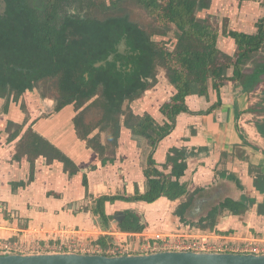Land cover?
Here are the masks:
<instances>
[{
  "label": "crops",
  "instance_id": "obj_1",
  "mask_svg": "<svg viewBox=\"0 0 264 264\" xmlns=\"http://www.w3.org/2000/svg\"><path fill=\"white\" fill-rule=\"evenodd\" d=\"M204 14L216 21L219 31L225 24L228 30L253 34L256 22L264 18V0H211ZM216 46L224 56L236 50L234 40L221 33ZM257 56H264V47ZM169 86L172 96L175 90ZM153 88L129 106L135 114L149 113L163 124L159 112L163 103L156 109L151 106L157 96ZM254 95L264 97V83L248 92L227 81L220 87V105L211 110L216 101L211 87L207 97L186 96L188 112L176 116L173 130L156 145L152 157L161 169L170 148L185 149L186 169L180 181L190 192L199 189L194 204L179 217L173 213L178 199L107 201L104 209L112 217L108 224L118 226L111 222L117 212L130 210L141 216V232L147 235L186 225L197 232L195 224L179 225L178 219L203 220L219 207L213 215L215 226L264 239V137L256 128L263 117L250 109L258 101ZM55 107L54 97L37 89L7 103L0 97V238H23V228L37 225L72 228L79 222V229L92 230L99 224L91 210L98 197H129L136 188L140 193L145 190L143 170L150 152L146 139L122 125L113 152L105 154L108 159L102 162L78 136L73 123L78 111L73 104L58 111ZM227 199L241 203L235 212L232 205L221 209ZM112 209L118 210L115 215Z\"/></svg>",
  "mask_w": 264,
  "mask_h": 264
},
{
  "label": "trees",
  "instance_id": "obj_2",
  "mask_svg": "<svg viewBox=\"0 0 264 264\" xmlns=\"http://www.w3.org/2000/svg\"><path fill=\"white\" fill-rule=\"evenodd\" d=\"M129 1L145 12L147 23L140 24L132 18L125 5ZM8 3V18L0 25V97L7 103L11 97L18 100L40 83L50 86L56 94L55 110L73 104L78 111L73 118L76 132L100 155L102 162L108 159L105 154L113 152L122 125L133 135L146 139L150 147L143 170L144 192L136 188L129 197H98L91 210L99 224L108 226L112 217L106 214L104 204L115 200L152 203L160 197L178 199L173 213L182 217L199 191H188L187 184L180 181L186 169L185 149L170 148L161 169L156 166L153 151L173 130L176 116L188 112L186 96L207 97L211 87L216 95L211 110L220 105V87L227 81L236 82L248 92L264 83V56H257L264 47V18L256 22L255 33L246 34L228 30L225 24L219 31L210 15H201L210 7L211 0H9ZM170 30L174 38L171 49L164 41ZM219 33L234 40L236 50L232 56H224L217 48ZM156 36L161 39L155 40ZM122 38L138 56L132 75L115 69L116 62L95 67V63L116 51ZM159 68L175 90L159 108L165 118L163 124L149 113L135 114L129 106L157 81ZM250 109L262 115L256 128L264 137V97ZM64 163L68 164L65 158ZM231 205L235 212L241 203L227 199L221 209ZM215 208L195 223L201 231L215 228ZM118 227L128 231L144 228L141 216L130 210L124 211ZM93 242L105 247L109 240L99 237Z\"/></svg>",
  "mask_w": 264,
  "mask_h": 264
},
{
  "label": "built area",
  "instance_id": "obj_3",
  "mask_svg": "<svg viewBox=\"0 0 264 264\" xmlns=\"http://www.w3.org/2000/svg\"><path fill=\"white\" fill-rule=\"evenodd\" d=\"M191 229L186 225L147 235L141 231L121 230L115 224H108L107 227L97 224L92 230L66 226H28L22 229L23 238H0V254L58 252L122 255L158 251L264 254V239L257 235L226 232L228 230L218 226L211 231L193 232ZM99 237L109 240L105 247L93 242Z\"/></svg>",
  "mask_w": 264,
  "mask_h": 264
},
{
  "label": "water",
  "instance_id": "obj_4",
  "mask_svg": "<svg viewBox=\"0 0 264 264\" xmlns=\"http://www.w3.org/2000/svg\"><path fill=\"white\" fill-rule=\"evenodd\" d=\"M112 56L111 54L110 57ZM195 199L194 197L192 204ZM123 219L124 212H117L116 222L119 224ZM0 264H264V254L158 251L145 254L104 255L43 252L0 254Z\"/></svg>",
  "mask_w": 264,
  "mask_h": 264
},
{
  "label": "rangeland",
  "instance_id": "obj_5",
  "mask_svg": "<svg viewBox=\"0 0 264 264\" xmlns=\"http://www.w3.org/2000/svg\"><path fill=\"white\" fill-rule=\"evenodd\" d=\"M125 5H126L127 8L130 9L132 18L134 20L138 21V23L145 24V23L148 22L149 19L147 18L145 12L138 5L134 4L132 1H129L128 4H125ZM154 39L155 40H160L161 37H157L156 36V37H154ZM164 41H167V44L165 46L167 48L171 49L172 46H173V42H174L173 30H170L169 31V34H168V36L166 38H164ZM36 87H37V90L40 91V93L43 92V93H45V94H47L49 96H52V97H55L56 96L55 91L50 86H46V85L40 83ZM152 87H154L153 88V89H155L154 90V93H156L157 96L155 97V101L153 103H151V106H153V108L156 109L162 103H164L167 100H169V98L171 96V93H172V88L169 86V83H168V81H167V79L165 77V73H164V70L163 69H160V68L158 69L157 81L155 82V84H153L151 86V88ZM150 98H151V96L150 97H147L145 99H146V101H148ZM254 98H255V100L256 99L257 100L262 99L261 96H255V95H254ZM178 202H180V200ZM177 203L174 205L173 208L176 207ZM93 206H94V204H92V207ZM169 208H171V207L169 206ZM114 210L112 209V211L114 212L113 215H115V212L118 211L117 209H114ZM165 210H166V208H165ZM167 211H168V216L169 215L172 216V214L169 213L168 208H167ZM86 213L89 214V215L92 214V212L91 213L90 212H86ZM111 222L117 223L115 220H112ZM79 227H82V224H80L79 222H77L75 224V227H72V228L79 229ZM167 231H170V230H159V231H154L153 233H163V232H167ZM84 238H85V241H86V237H84ZM89 238H92V237H89Z\"/></svg>",
  "mask_w": 264,
  "mask_h": 264
},
{
  "label": "flooded vegetation",
  "instance_id": "obj_6",
  "mask_svg": "<svg viewBox=\"0 0 264 264\" xmlns=\"http://www.w3.org/2000/svg\"><path fill=\"white\" fill-rule=\"evenodd\" d=\"M8 1L9 0H0V25H1V23L3 21L5 22V20L8 18V13L10 11V6H9ZM111 54L113 55L112 57H110ZM117 56L120 57L119 60H116ZM137 61H138V56H137L136 52L133 51L128 46V44L126 42V39L122 38V39H120V42L117 44L116 51L115 52H111L106 57L105 60L95 63L94 66L95 67L106 66L107 62H109V63L116 62V64L113 63L114 66H115V69H119L120 71L121 70L122 71L125 70L126 71L125 73H128V75H132V73L134 72L133 70L136 67ZM115 69L112 68V72H114ZM125 73H124V75L127 76ZM153 84H155V83H153ZM33 89H37V87H34ZM148 90H146V91H148ZM27 91H29V90H27ZM146 91L143 94H141L140 96L144 95L146 93ZM215 209L217 211L220 210L219 207H216ZM201 221H202V219L199 220V221H196V222L198 223V222H201ZM196 222L193 221L192 219H190L189 221L188 220L187 221L186 220L179 221V219H178L179 225H182V224H185V223L195 224Z\"/></svg>",
  "mask_w": 264,
  "mask_h": 264
}]
</instances>
